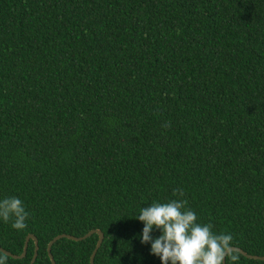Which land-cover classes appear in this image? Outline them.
Returning a JSON list of instances; mask_svg holds the SVG:
<instances>
[{
  "label": "trees",
  "instance_id": "16d2710c",
  "mask_svg": "<svg viewBox=\"0 0 264 264\" xmlns=\"http://www.w3.org/2000/svg\"><path fill=\"white\" fill-rule=\"evenodd\" d=\"M173 189L264 257V0H0V199L29 213L0 247L50 264L98 229L93 264H161L134 217Z\"/></svg>",
  "mask_w": 264,
  "mask_h": 264
},
{
  "label": "clouds",
  "instance_id": "9594fccd",
  "mask_svg": "<svg viewBox=\"0 0 264 264\" xmlns=\"http://www.w3.org/2000/svg\"><path fill=\"white\" fill-rule=\"evenodd\" d=\"M165 124V127H168ZM178 197L166 202H153L141 207L134 218L143 222L139 239L150 243V253L159 257L161 264H228L239 260L230 233H215L211 224L198 222L196 213L187 208L182 189H173ZM29 213L23 201L15 196L0 199V220L11 221L12 228L27 227ZM153 229L159 235H151ZM9 255L0 251V264H7Z\"/></svg>",
  "mask_w": 264,
  "mask_h": 264
},
{
  "label": "water",
  "instance_id": "95a60500",
  "mask_svg": "<svg viewBox=\"0 0 264 264\" xmlns=\"http://www.w3.org/2000/svg\"><path fill=\"white\" fill-rule=\"evenodd\" d=\"M95 233L97 235V238H96V242L94 244V247L92 249V251L90 252V255H89V264H93V257H94V254L97 250V248L99 247L100 243H101V240H102V233L100 230L98 229H91L89 231H87L86 233H84L83 235L81 236H72L70 234H65V233H60V234H57L55 236H53L47 243V246H46V250H47V255L49 257V261H50V264H54V261H53V258L51 256V253H50V246L52 245V243L59 239V238H68V239H71L73 241H79L81 239H84L86 237H88L89 235ZM28 239H31L33 241V244H34V248H33V254L28 262V264H32L34 259H35V256H36V248H37V240L35 238V236H33L32 234H27L24 238V242H23V245H22V249H21V252L20 254H12L6 250H4L3 248L0 247V251H4L6 252L10 257L12 258H21L24 253H25V249H26V243L28 241ZM238 252H240L242 255L246 256L247 258H251V259H260V260H263L264 261V257L263 256H258V255H252V254H248L246 253L245 251H243L242 249L240 248H237L235 247Z\"/></svg>",
  "mask_w": 264,
  "mask_h": 264
}]
</instances>
